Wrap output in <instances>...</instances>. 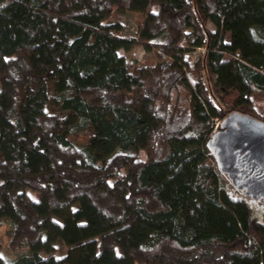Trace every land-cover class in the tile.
<instances>
[{"label":"trees","instance_id":"16d2710c","mask_svg":"<svg viewBox=\"0 0 264 264\" xmlns=\"http://www.w3.org/2000/svg\"><path fill=\"white\" fill-rule=\"evenodd\" d=\"M231 91L264 120V0H0V264H264L208 146Z\"/></svg>","mask_w":264,"mask_h":264},{"label":"water","instance_id":"95a60500","mask_svg":"<svg viewBox=\"0 0 264 264\" xmlns=\"http://www.w3.org/2000/svg\"><path fill=\"white\" fill-rule=\"evenodd\" d=\"M208 146L231 184L264 207V120L232 111L220 121Z\"/></svg>","mask_w":264,"mask_h":264},{"label":"rangeland","instance_id":"374dc122","mask_svg":"<svg viewBox=\"0 0 264 264\" xmlns=\"http://www.w3.org/2000/svg\"><path fill=\"white\" fill-rule=\"evenodd\" d=\"M111 19L114 20H119L124 24V33L127 35H132L135 34L136 30L138 29L139 22L141 20V15L138 13H134L131 11H119L115 10L113 15L111 16ZM210 27H212L210 25ZM205 47H197L195 51H191L188 56L191 58V60L196 59L200 55H202L205 52ZM157 49L152 48L151 50H148L145 46L143 45H138L133 49V56L138 60L140 64H146V65H153L158 62H162L163 60L166 59L165 56H161L157 53ZM204 78L206 79V84L211 90L212 88V81L210 80V77L208 74L204 71ZM212 93V97L214 98L216 104L223 109L227 115L234 111L235 106H234V100L237 96L236 91H231L229 93L225 94H216L214 92ZM181 97L185 96V92L182 89L180 91ZM253 103L254 107L258 111L264 110V98L254 94L253 95ZM219 122V121H217ZM217 127V126H215ZM220 128V123L218 124V127L216 129ZM89 135V132L87 131H80L78 134L74 136L75 139L82 141L85 140ZM142 156L145 158L146 157V152L144 150L141 151ZM253 216L256 219H264V208L260 202L253 203ZM0 248L1 251L4 254H9V255H14L16 252L12 247H11V231L8 227L7 224H1L0 225ZM64 248L62 246L58 247V253L62 252ZM136 264H145L143 262H137Z\"/></svg>","mask_w":264,"mask_h":264},{"label":"built area","instance_id":"2783aa9c","mask_svg":"<svg viewBox=\"0 0 264 264\" xmlns=\"http://www.w3.org/2000/svg\"><path fill=\"white\" fill-rule=\"evenodd\" d=\"M220 121H221V120H219V122H217V124H216L217 127H218V124L220 123ZM217 127H215V130H216Z\"/></svg>","mask_w":264,"mask_h":264},{"label":"flooded vegetation","instance_id":"af4514ba","mask_svg":"<svg viewBox=\"0 0 264 264\" xmlns=\"http://www.w3.org/2000/svg\"><path fill=\"white\" fill-rule=\"evenodd\" d=\"M262 204V201H259Z\"/></svg>","mask_w":264,"mask_h":264}]
</instances>
